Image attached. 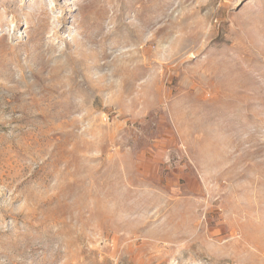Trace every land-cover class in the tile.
I'll list each match as a JSON object with an SVG mask.
<instances>
[{
  "label": "rangeland",
  "instance_id": "rangeland-1",
  "mask_svg": "<svg viewBox=\"0 0 264 264\" xmlns=\"http://www.w3.org/2000/svg\"><path fill=\"white\" fill-rule=\"evenodd\" d=\"M0 264H264V0H0Z\"/></svg>",
  "mask_w": 264,
  "mask_h": 264
}]
</instances>
